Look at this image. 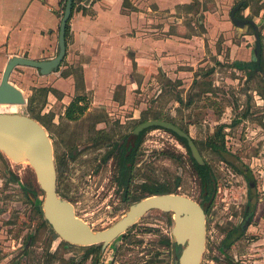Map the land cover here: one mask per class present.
Segmentation results:
<instances>
[{"label": "rangeland", "instance_id": "rangeland-1", "mask_svg": "<svg viewBox=\"0 0 264 264\" xmlns=\"http://www.w3.org/2000/svg\"><path fill=\"white\" fill-rule=\"evenodd\" d=\"M241 3L245 6L237 18L253 20L264 41V0L196 1L192 14L184 12L182 25L190 36L202 38L195 46L204 51L205 45L199 64L174 73L137 72V85L132 88L87 90L77 67L72 69L73 88L68 86L63 95L50 94L41 107V90L56 86L53 76L28 67L13 72L10 81L24 91L27 104L0 105V114L40 117L34 119L54 146L58 193L95 232L123 220L144 196L143 184H165L206 210V252L201 264H264V72L248 71L256 66L257 38L253 28L236 26L231 20L230 13ZM33 95L37 103L30 114L28 100ZM78 96L84 98L87 110L71 121L66 108ZM149 120L174 123L197 142L217 179L211 201L212 187L202 177L204 169L173 134L154 128L134 133ZM222 125L227 126L226 152L220 155L208 142ZM123 142V150L113 147ZM123 162L131 169L129 194L118 181ZM235 165L251 168L253 191ZM251 193L258 198L256 217L242 240L224 248L231 230L245 220ZM44 200L34 169L14 163L0 151V264H177L181 249L172 245V212L150 211L119 239L91 251L92 247L65 242L45 223L35 209Z\"/></svg>", "mask_w": 264, "mask_h": 264}, {"label": "crops", "instance_id": "crops-1", "mask_svg": "<svg viewBox=\"0 0 264 264\" xmlns=\"http://www.w3.org/2000/svg\"><path fill=\"white\" fill-rule=\"evenodd\" d=\"M196 1L203 2L75 0L67 55L59 72L50 75L56 85L53 89L63 95L68 86L73 88L72 69L77 67L83 72L84 88L98 92L106 87L136 86L137 72L174 73L199 64L197 58L204 55L205 45L204 51L195 46L202 38L190 36L182 25L184 12L192 14ZM66 4L67 0H0V82L13 57L43 61L57 56ZM160 24L165 28L160 29ZM66 73L69 76L63 77Z\"/></svg>", "mask_w": 264, "mask_h": 264}, {"label": "water", "instance_id": "water-1", "mask_svg": "<svg viewBox=\"0 0 264 264\" xmlns=\"http://www.w3.org/2000/svg\"><path fill=\"white\" fill-rule=\"evenodd\" d=\"M75 0H67L59 34V52L50 60L13 57L9 60L0 82V105L25 106L27 98L10 79L19 67L38 70L42 76L57 72L67 55V26ZM163 128L188 141L192 157L200 164L205 161L194 140L179 126L164 120H149L139 125L135 134L151 128ZM0 151L16 164L30 165L45 194L42 205L45 220L67 243L82 247L108 245L119 239L142 217L153 210L172 212L175 227L174 243L181 248L177 264H201L206 252L207 221L205 209L196 201L180 194L147 197L134 205L127 216L109 229L95 232L80 219L74 205L58 193V170L54 146L46 129L34 118L19 114H0Z\"/></svg>", "mask_w": 264, "mask_h": 264}, {"label": "trees", "instance_id": "trees-1", "mask_svg": "<svg viewBox=\"0 0 264 264\" xmlns=\"http://www.w3.org/2000/svg\"><path fill=\"white\" fill-rule=\"evenodd\" d=\"M71 34V27H70V22L68 23L67 26V32H66V40H68V38L70 37ZM259 48L260 51L258 52L259 54L257 55V60L259 62L258 64V69L262 70V66L264 65V42L262 41V39L259 41ZM213 72V71H212ZM69 73H66L63 75V77H68ZM199 85L201 84L200 82H197ZM208 86H211V84H208ZM212 87V86H211ZM42 93H44V100L43 103L41 105V107H43L45 104H47V100H48V96L52 93L54 94H58V91L53 89V88H46V89H42L41 90ZM211 92V90H206L205 93H209ZM84 100L83 97H78L74 100V102H72L70 104V106L66 109V118L74 121L77 120L81 115H83L86 110L87 107L81 105L82 101ZM37 103V98L33 95L31 99L28 100V112L30 114H34L35 112V105ZM35 119H39L40 117L34 115ZM227 128V126L222 125L219 127L216 135L214 136V138L210 139L208 142V146L212 148V150L220 155H223L226 152V148H225V134H224V130ZM154 129H163V128H154ZM164 130V129H163ZM184 130V129H183ZM171 134H173L188 150L189 155L192 158L191 155V150L188 144V141L184 138H181L180 136H178L176 133L172 132V131H168L165 130ZM185 132H187L189 134V132L187 130H184ZM220 141V142H219ZM196 145L198 146L197 142L195 141ZM126 142H123V144H119L116 143L114 144V148L120 150H123L125 148ZM193 159V158H192ZM194 160V159H193ZM124 161V160H123ZM199 167H202L204 169V173L202 175L203 179L205 181H207L208 183H210V186L212 187V194L211 197L215 195L216 191H217V179L215 178V175L212 171V169L206 164L205 166H201L199 164H197ZM234 169H236V171L239 174H243L244 176H246V179L249 181L250 183V187H251V191H253V186L255 185L256 182H254V176L252 171L244 166H234ZM131 169L126 167V162H123L122 166L120 167V169L118 170V181L119 184L122 187H126V193L129 194V177H130V172ZM178 188V187H177ZM142 192L144 193V196L139 198V200H143L147 197L153 196V195H162V194H174L176 193L175 190H172L171 188H169L167 185L165 184H143L141 186ZM212 198H208V201H211ZM254 197H256L255 194L251 193V199H253ZM250 208L245 216V220L243 222V224H241L238 228L234 229L231 234H230V238H227V240L225 242H223V247L224 248H229L231 247V245L233 243H235L236 241L240 240L246 231V228L248 226V224L250 223L255 210H256V205L255 204H249ZM36 212L37 214H39L42 218H44V213L42 210V205H36ZM206 211V210H205ZM47 224V222H45ZM170 243L168 242V245ZM173 247L176 249H181L180 247H178L174 242L172 243ZM97 249L95 248H91V251H95Z\"/></svg>", "mask_w": 264, "mask_h": 264}, {"label": "flooded vegetation", "instance_id": "flooded-vegetation-1", "mask_svg": "<svg viewBox=\"0 0 264 264\" xmlns=\"http://www.w3.org/2000/svg\"><path fill=\"white\" fill-rule=\"evenodd\" d=\"M244 7L245 5L244 4H240L239 6H237V7H235L233 10H232V12H231V20H232V22H234L235 24H236V26H240V27H251V28H253V30H254V32H255V35H256V38H257V46H256V50H255V63H256V66L254 67V68H249L248 69V71H250V72H252V71H254V72H264V65L262 66V70H260V69H258V64H259V62H258V60H257V55L259 54L258 52L260 51V48H259V41L262 39V41H263V38H262V36H261V32H260V29H259V27L257 26V24H255V22L253 21V20H248V19H245V18H237V14L239 13V9H240V7ZM264 42V41H263ZM263 61H264V58H263ZM174 124V123H173ZM141 125V124H140ZM181 128V127H180ZM182 129V128H181ZM136 130V129H135ZM165 130V129H164ZM187 133V132H186ZM188 134V133H187ZM188 135H190V134H188ZM191 137V136H190ZM195 142V141H194ZM196 144V143H195ZM198 147V146H197ZM199 148V147H198ZM199 150H200V148H199ZM200 153H201V155H202V152H201V150H200ZM191 155H192V153H191ZM203 156V155H202ZM193 158V157H192ZM203 158H204V156H203ZM194 159V158H193ZM194 161L197 163V164H199L195 159H194ZM204 161H205V159H204ZM207 163H206V161H205V164L204 165H201V166H205ZM200 165V164H199ZM248 167V166H247ZM250 170H251V168L250 167H248ZM58 170V169H57ZM252 171V170H251ZM253 173V172H252ZM240 175H243V174H240ZM244 176V175H243ZM248 181V180H247ZM58 186V185H57ZM255 201V203L254 202H252V201ZM257 200H258V198L257 197H254L253 199H251V194H250V196H249V204L251 203V204H255L256 205V210H257ZM248 207L250 208V206L248 205ZM249 210V209H248ZM256 210H255V213H254V215H253V217H252V219H251V221H250V223L248 224V226H247V228H246V231H245V234H244V236L240 239V240H242L245 236H246V233H247V231H248V229L250 228V226L252 225L251 223H252V221L255 219V217H256ZM44 220H45V218H44ZM45 222H47L46 220H45ZM47 224H49L48 222H47ZM236 228H238V226L237 227H234L233 228V230L234 229H236ZM53 229V228H52ZM233 230H231V232L233 231ZM230 232V233H231ZM58 235V234H57ZM59 236V235H58ZM240 240H238V241H240ZM238 241H236L235 243H237ZM92 248H95L96 249V247L95 246H91Z\"/></svg>", "mask_w": 264, "mask_h": 264}]
</instances>
